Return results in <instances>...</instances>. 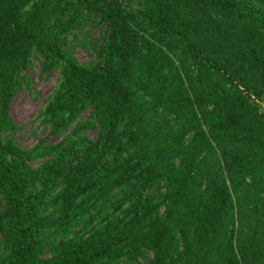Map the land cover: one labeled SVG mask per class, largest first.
Wrapping results in <instances>:
<instances>
[{
  "label": "trees",
  "instance_id": "trees-1",
  "mask_svg": "<svg viewBox=\"0 0 264 264\" xmlns=\"http://www.w3.org/2000/svg\"><path fill=\"white\" fill-rule=\"evenodd\" d=\"M38 56L61 139L26 149ZM0 264H264V0H0Z\"/></svg>",
  "mask_w": 264,
  "mask_h": 264
},
{
  "label": "rangeland",
  "instance_id": "rangeland-1",
  "mask_svg": "<svg viewBox=\"0 0 264 264\" xmlns=\"http://www.w3.org/2000/svg\"><path fill=\"white\" fill-rule=\"evenodd\" d=\"M110 28L105 26L100 28L88 25L83 32L76 31L79 37H83L84 41H93V44L99 42L105 36ZM74 34H70L71 55L75 56L78 61L84 65L96 64V51L88 44H76ZM43 57H34L33 66L29 67L25 72L28 80L23 89L16 93L14 101L11 105V116L15 120L18 128L14 132L17 142L24 148L29 149L39 141L47 138L50 142H57L61 138L50 136V129L42 123V111L47 100L52 97L59 86L62 76L60 69L52 72L43 71ZM92 110L87 111L83 115V119L90 117ZM89 136L92 139L98 137L99 131L89 130Z\"/></svg>",
  "mask_w": 264,
  "mask_h": 264
}]
</instances>
